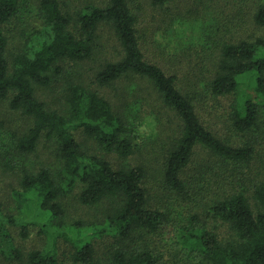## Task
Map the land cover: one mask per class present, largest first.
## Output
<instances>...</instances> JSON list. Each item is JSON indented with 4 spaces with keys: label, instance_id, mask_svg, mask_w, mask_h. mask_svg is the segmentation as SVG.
Instances as JSON below:
<instances>
[{
    "label": "trees",
    "instance_id": "1",
    "mask_svg": "<svg viewBox=\"0 0 264 264\" xmlns=\"http://www.w3.org/2000/svg\"><path fill=\"white\" fill-rule=\"evenodd\" d=\"M221 1L189 0L183 13L176 0H148L165 11L167 33L197 20L206 55L177 73L156 31L141 29L133 0H0V111L22 120L0 133V176L20 188L19 216L0 201V255L60 264L56 238L64 236L72 264H264V0L250 5L255 31L246 37L222 29ZM225 1L239 26L245 0ZM23 3L40 23L31 30ZM152 43L164 48L160 57ZM79 65L82 76L71 71ZM209 97H233L227 136L202 120ZM145 108L173 126L151 151L129 123ZM42 141L55 163L37 168L30 157ZM71 197L93 210V224L69 220ZM29 224L48 242L23 253L9 227L26 237ZM168 227L164 255L148 238Z\"/></svg>",
    "mask_w": 264,
    "mask_h": 264
},
{
    "label": "rangeland",
    "instance_id": "2",
    "mask_svg": "<svg viewBox=\"0 0 264 264\" xmlns=\"http://www.w3.org/2000/svg\"><path fill=\"white\" fill-rule=\"evenodd\" d=\"M191 1V0H190ZM254 0H245L243 5H241V9L243 11L241 17L242 21L239 26L235 25L232 17L231 6L225 0H222L219 5L215 4L218 13V19L220 21V25L222 29H225L223 26H226L227 30H232V33H237L238 37H246L249 36L252 32L255 31L252 25L249 23V8L251 3ZM177 4L182 9V12L187 8L192 7V2L189 0H176ZM135 7L137 8L139 5L141 6L140 10V27L145 30L144 32L150 33L152 30L156 31V36L159 34L160 41L162 47H166L158 49V43L149 44V48L154 55V57H160L162 54V50L164 49V53L166 55V60L168 67L171 66L177 70V73L182 71V67L185 70L187 65L199 63L200 59L206 55V52L201 50V46L199 43V35L201 34L199 31V26L196 21H193L191 18H187V20H192L191 23L187 25V21L182 26V30L177 27V23L175 26L169 28V32H165L166 28L161 26V22L165 17V11L154 9L152 10L149 7L148 0H133ZM31 7V6H30ZM28 6L25 7L23 3V12L22 16V24L24 26H29V30H31L32 26H39V20L35 16V14L31 11V8ZM240 7V6H239ZM236 12V11H235ZM18 21L10 24V29L14 31L16 28L18 29ZM227 23V24H226ZM196 24V26H195ZM259 33V32H258ZM163 35V36H162ZM107 37L106 31H103L102 42L107 45ZM153 38H150V41ZM110 45H108L109 48ZM159 47V46H158ZM173 53V54H172ZM171 54V55H168ZM174 55V56H173ZM171 64V65H169ZM87 66L79 65L74 66L71 71L73 73L83 75L87 71ZM181 75V73H179ZM233 97L226 98H213L209 97L208 103H206V110L203 109L201 111L202 120H204L208 125H210L215 130H218L221 134L227 136L230 134L227 130V127L224 126V121L226 118V113L229 112L230 106L232 105ZM6 108L0 111V123L1 121L4 123V127L0 126V133L8 130L10 127H15L16 125H21L22 120L18 115L8 114ZM145 113L151 114L155 117L157 124L156 134L146 140H143L141 143L142 146H146L151 151V146L159 147L162 142L166 141L165 135L172 133L170 129H172V125L166 122L164 115H156L152 114L149 109L145 108L139 113V117L141 120ZM138 120V121H139ZM30 161L37 168L41 165H53L55 163V157L51 153V150L48 148V144L45 141H42L37 147V153L35 155H31ZM19 185L16 180L11 176H0V201L5 205V211L7 214L13 215L14 217L18 215V202L16 197L14 196V191H19ZM75 195L74 193L72 196ZM200 213V211H199ZM93 210L84 207L76 202L75 198L71 197L68 202V216L69 220L78 221L84 227H88L90 224L94 223V215ZM205 217V215H202ZM201 217V218H202ZM173 221L178 222V225L181 223L182 216L179 217L176 214L172 216ZM205 219H208L205 217ZM172 221V222H173ZM67 223H70L67 221ZM207 224L210 228H214L216 231L221 233V235H226V227L213 221V219H209ZM11 231V235L14 239V243L16 247H18L23 253H27V251L33 249H43L48 242L47 236L40 231L39 225L37 224H29L27 236L22 237L20 235V227H9ZM91 233V232H90ZM174 236V231L171 227L167 229H163L162 232L157 234L149 235L148 243L157 251H161L164 255H168L171 251V241ZM58 250V262L60 264H72L70 260V255L67 252L70 250V244L66 241L64 236L56 238ZM0 264H20L18 261L13 259L9 260L4 256L0 255Z\"/></svg>",
    "mask_w": 264,
    "mask_h": 264
},
{
    "label": "clouds",
    "instance_id": "3",
    "mask_svg": "<svg viewBox=\"0 0 264 264\" xmlns=\"http://www.w3.org/2000/svg\"><path fill=\"white\" fill-rule=\"evenodd\" d=\"M156 39L159 41L161 38L159 34L156 36ZM137 109L133 107L132 112L135 115ZM129 123L134 124V136L135 142L141 143L143 140L149 139L156 134L157 124L155 117L151 114L145 113L143 118L139 121H135L132 117H129Z\"/></svg>",
    "mask_w": 264,
    "mask_h": 264
}]
</instances>
